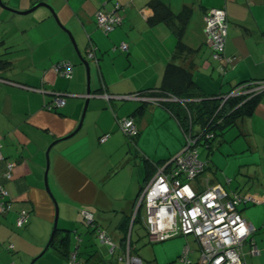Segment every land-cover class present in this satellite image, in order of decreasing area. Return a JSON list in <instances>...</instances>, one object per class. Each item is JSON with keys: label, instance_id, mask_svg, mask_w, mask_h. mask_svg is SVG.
Instances as JSON below:
<instances>
[{"label": "crops", "instance_id": "0c3cea01", "mask_svg": "<svg viewBox=\"0 0 264 264\" xmlns=\"http://www.w3.org/2000/svg\"><path fill=\"white\" fill-rule=\"evenodd\" d=\"M15 1L20 9L36 1L51 4L85 58L89 39L94 42L98 62L89 60V95L87 69L70 36L45 13L39 22L34 18L36 25H18L16 35L0 40V143L4 157L0 186L9 192L12 203L10 211L0 213V264H27L46 245L56 212L45 186L46 152L55 140L76 130L87 98L82 128L50 151L49 187L60 207V232H71L69 257L78 253L84 259L80 244L73 248L72 233L75 229L76 239L81 240L77 223L84 221L81 211L87 210L93 213L98 228L108 230V225L115 224L118 233L107 231L116 244L111 252H121H117V259L123 261L119 259L127 251L123 241L141 221L140 214L136 222L133 220L138 197L155 175L151 164L170 160L184 145L179 122L164 106L124 96L164 97L159 93L161 87L182 89L187 84L178 75H169L172 66L187 70L200 92L209 96H225L244 82L264 81V0ZM154 1L163 2L176 15L189 8L187 23L183 26L174 17L171 24H153ZM117 2L126 6L123 23L106 34L99 28L96 15L110 12ZM213 8L227 12L225 57L232 59L231 63L212 57L204 17ZM182 27L178 36L175 30ZM21 37L26 39L27 48L19 45ZM123 43L128 45L127 51L120 48ZM24 49L29 51L22 54ZM63 61L73 65L71 79L54 70ZM59 92L66 94V105L47 109ZM106 94L112 97L107 99ZM129 117L140 130L134 142L118 124V119ZM236 127V138L247 139L248 147L240 145L235 153L251 150L252 158L245 159L241 167L248 181L257 182L256 191L228 189L232 179L225 184L217 181L211 165L201 179L248 197L240 211L253 231L243 247V260L245 264H264V91L254 114L239 120ZM160 133H166L170 140H163ZM105 134L110 137L101 142ZM8 162L16 163L11 179L5 176ZM21 210L30 215L24 229L19 230L16 218ZM253 244L260 254H252ZM98 261L114 264L113 259L107 261L99 253Z\"/></svg>", "mask_w": 264, "mask_h": 264}, {"label": "built area", "instance_id": "2783aa9c", "mask_svg": "<svg viewBox=\"0 0 264 264\" xmlns=\"http://www.w3.org/2000/svg\"><path fill=\"white\" fill-rule=\"evenodd\" d=\"M126 6L115 3L110 12L99 11L96 21L104 33L109 34L124 20ZM205 34L208 44L212 49V57L216 61L227 63L232 61L225 57V45L228 35V17L224 8H213L205 14ZM96 46L90 42L87 57L96 58ZM121 49L127 50L128 45L123 43ZM223 70L227 66H222ZM54 70L65 78L73 77V65L70 62H60L54 66ZM264 91V81L243 84L231 93L224 96L242 94L255 95ZM107 99L112 96L105 95ZM129 99H140L160 104L164 101L186 100L177 97H148L135 94L124 96ZM66 94L55 93V97L47 109L64 107ZM120 130L134 142V137L139 134V129L133 118L118 119ZM185 144L182 150L162 166L157 167L154 177L143 188L138 197L135 219L140 207L146 208L144 225L151 242H162L177 235L185 237L193 236L194 244L187 241L181 255L172 264H245L243 260V247L252 234V228L242 216L240 206L248 200V197L238 192H228L223 186L212 183L209 179L202 180L206 163L201 161L198 153V144L204 139L213 137V131L203 128L196 133L192 126L183 128ZM110 134H105L101 142H105ZM0 143V162L4 159ZM16 167L15 162L7 163L5 176L13 177ZM11 200L9 192L0 186V213L10 211ZM29 212L21 210L16 219V226L23 228L29 218ZM82 216L89 225L95 226L92 212L83 210ZM134 222V221H133ZM241 228L244 229L243 234ZM99 229V228H97ZM102 243L109 244L112 249L115 245L105 230L99 232ZM9 248H13L10 245ZM252 254H260L259 248L253 244ZM197 254V259L193 257ZM71 264H77V253L70 255ZM126 264H144L143 259L132 253L130 240L127 242V251L119 257Z\"/></svg>", "mask_w": 264, "mask_h": 264}, {"label": "rangeland", "instance_id": "374dc122", "mask_svg": "<svg viewBox=\"0 0 264 264\" xmlns=\"http://www.w3.org/2000/svg\"><path fill=\"white\" fill-rule=\"evenodd\" d=\"M2 1L10 9L16 10V11H26L32 7V6H29L28 8L20 9L15 6L17 4L15 0H2ZM32 1H35V0H32ZM12 10L5 8L0 4V40L11 37L12 35H16L15 31L17 30V27H19L22 24L28 28L33 26L34 24L36 25V23L40 21L39 19H41L43 13H45L48 16H51L54 19V22H56V24L59 26L53 13L47 7H43V6L39 7L35 11L28 13V14H20ZM34 18H38L36 23L34 22L35 21ZM22 39L24 40V42L22 41ZM19 43H20L19 45L24 46V48L26 46L27 48L28 43L25 38L21 37V39L19 40ZM28 51L29 50L24 49L22 50L23 52L22 54H25ZM195 128L198 129L199 126L196 124ZM237 130L238 128L236 126L226 129L225 134L219 137L218 140L215 142L214 150L211 152L210 155L205 146L203 145L198 146L199 158L201 161L206 162L207 165H211V167L213 168V172L216 174L215 178L217 179V181L224 182L225 184L227 179H232V182H231L232 184L228 186V189H233V187H236L239 189L249 188V191L250 190L256 191L255 187H257L256 185L257 182L248 181L245 178V176H243L242 167H241V165H244L245 159L252 158L251 150L248 149L247 151L239 153V154L235 153V151H239L240 145L241 147H244V146L245 148L248 147L247 139L236 138ZM165 134L166 133H163L160 137L166 141L170 140V139H167ZM145 216H146V208L142 207L140 211L141 221L137 222L134 225L132 234H129V237L127 238V242L129 240L130 242H132V247L134 248L132 250L133 254L139 255L143 259L144 264H172L181 255L182 250L184 246L186 245L187 241H190L191 243H193V246L195 248L197 247V245L194 244L193 236L185 237L183 235H177V236H174L162 242H151L149 236L147 235L145 225L143 223ZM77 224H78L77 231L80 233L81 240L78 241V239H76L78 237V233L76 232L75 229H73L72 234L74 235V238L72 239V242H73V248H75L78 244H80V248L83 251L82 256L84 257V259L79 255L80 263L82 261V264H83L85 258L90 257L91 254L99 253V256L101 255V257L107 261L108 260L110 261L113 259L114 264H126L125 261H119L117 259L118 258L117 254L118 253L121 254V252L117 251L118 253L116 252V254H112L111 252L112 246L109 244L102 243L99 238V232L101 230H105L106 232L108 231L109 234H112L115 232L118 233V229L115 228V224L111 226L108 225L107 226L108 230L103 229V228L95 229L94 226H90L87 222H85V220L80 221ZM61 225H62V222L59 219L58 228H60ZM22 229L24 228H21L19 230H22ZM89 229L91 231L94 230L93 233L87 232V230L90 231ZM52 230H53V226H52ZM52 230H51V233H52ZM51 233H50V236H51ZM113 237L115 236L113 235ZM114 241L116 243H119L118 242L119 240L117 238H115ZM247 245L248 243L246 244V246ZM42 250L38 254L33 256V258H31L30 261L27 262V264H31L32 260L37 255H39L42 252ZM243 253L245 256V252ZM15 255H17V253H15ZM244 256H243V259H244ZM196 259H197V254L193 257V260H196ZM35 264H71V259L69 257L68 259L64 258L63 260L62 257L59 255V252L57 251V249L55 247H51L47 251V253L43 257H41Z\"/></svg>", "mask_w": 264, "mask_h": 264}, {"label": "trees", "instance_id": "16d2710c", "mask_svg": "<svg viewBox=\"0 0 264 264\" xmlns=\"http://www.w3.org/2000/svg\"><path fill=\"white\" fill-rule=\"evenodd\" d=\"M38 2L40 1H36L34 5ZM151 5L154 8V16L151 19V22L153 24H158L161 21L171 24L173 22V18L176 17L181 21L182 25L184 26L187 23L189 16H190L189 8L188 10L182 11L181 13L176 15L163 2L154 1ZM180 29H179L180 31L178 30V28L176 30L174 29L178 36H179V33L182 31L183 27ZM90 42H92L91 39H89L88 47H89ZM92 43L94 44V42ZM180 45H181V42L179 41L178 47H180ZM127 50H123V51H127ZM96 52H97V49H96ZM86 59L88 61L90 60L88 59L87 54H86ZM93 60H96L98 62L97 53H96V58ZM168 73L169 75H172V74L178 75L180 80L185 81L187 85L184 86L182 89L180 88L178 89L176 87H161L159 88V93L164 94L165 95L164 97L174 96L179 99L186 100V102L182 103L179 101H164V102H161L160 105L164 106L170 113H172V115L179 122L182 128V131H183V128L186 129V128H189V126H192L194 130L196 131V133H199L201 130H203V128H207L208 130L213 131L214 133L213 137L209 139H204L198 144V146L200 145L205 146L209 152V155L214 150L215 142L218 140L219 137L225 134L226 129L237 126V123L239 120L247 116H251L255 112L256 105L259 101V96L261 93H258L255 95L242 94V95H237V96H230L228 99L225 100L224 96H209V95L201 93L198 85L191 78L190 73L182 67L172 66V68L170 67V70L168 71ZM243 84H249V82H244L242 84H239L234 89H236L237 87ZM146 105L143 104L142 106H146ZM196 124L199 126L198 129H195ZM139 133H140V130H139ZM136 137H134V140ZM185 142L186 141L184 137V144ZM165 163H167V161L163 162V164L153 163L151 165H154L153 168L156 173L157 167L164 165ZM151 165L149 164L150 167H152ZM208 166L209 165H206L204 173L206 172V170L210 168ZM139 214L140 213H137L135 220H134L135 222L138 220ZM97 228L98 226L95 227V229ZM18 229H21V228H18ZM60 231H61L60 228H58L57 233L55 235L54 242L51 247H55L58 252H60L62 255H64V257L67 258L69 257V254H70V233L71 232L66 231L61 234ZM127 232L128 231H126V234ZM123 246L124 247L127 246V237H125L123 241ZM10 249H13V248H10ZM96 258L97 260L95 261ZM77 264H80L78 253H77ZM84 264H101L98 261V253L91 254L90 257L87 258Z\"/></svg>", "mask_w": 264, "mask_h": 264}, {"label": "water", "instance_id": "95a60500", "mask_svg": "<svg viewBox=\"0 0 264 264\" xmlns=\"http://www.w3.org/2000/svg\"><path fill=\"white\" fill-rule=\"evenodd\" d=\"M0 4L9 9V10H12L10 9L8 6H6L4 4V2L2 0H0ZM47 7L51 10V12L53 13L54 17L56 18L59 26L65 30L68 35L70 36L75 48H76V51L78 53V56L80 57L81 61L84 63V65L86 66V69H87V74H88V94L90 95L91 94V89H90V72H91V66H90V62L82 55V53L80 52L78 46H77V43H76V40L73 36V34L71 33L70 30H68L67 28L64 27V25L62 24L57 12L55 11L54 7L47 3V2H44V1H40L38 3H36L35 5H33L29 10H26V11H16V10H12V11H15V12H18L20 14H28V13H31L33 11H35L36 9H38L39 7ZM88 104H89V99L87 98V101H86V105H85V108H84V112H83V115H82V118L80 120V123L78 125V127L76 128V130H74L72 133L68 134L67 136L65 137H62V138H59L57 140H55L53 143H51L47 149V152H46V158H47V168H46V172H45V186H46V190L48 191L49 195L51 196L52 200L54 201V204H55V207H56V212H55V219H54V225H53V230H52V233H51V236L46 244V246L44 247V249L42 250V252L37 255L31 262V264H35L41 257H43L47 251L51 248L53 242H54V239H55V235L57 233V230H58V222H59V218H60V207H59V204L56 200V198L54 197L50 187H49V182H48V173H49V169H50V151L51 149L54 147V145H56L57 143L59 142H62V141H65L67 139H70L72 138L73 136H75L79 130L82 128L83 126V123H84V120H85V117H86V113H87V109H88ZM132 233V232H131ZM130 233V234H131Z\"/></svg>", "mask_w": 264, "mask_h": 264}, {"label": "snow or ice", "instance_id": "6c2138e0", "mask_svg": "<svg viewBox=\"0 0 264 264\" xmlns=\"http://www.w3.org/2000/svg\"><path fill=\"white\" fill-rule=\"evenodd\" d=\"M243 231H244V229L243 228H241V233L243 234ZM218 264H219V262H218Z\"/></svg>", "mask_w": 264, "mask_h": 264}]
</instances>
